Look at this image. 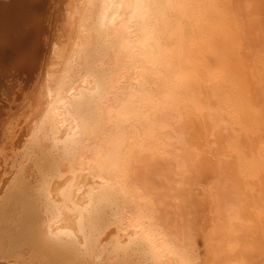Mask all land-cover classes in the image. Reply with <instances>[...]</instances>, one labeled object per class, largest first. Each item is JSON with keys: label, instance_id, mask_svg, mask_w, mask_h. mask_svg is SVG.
<instances>
[{"label": "bare ground", "instance_id": "obj_1", "mask_svg": "<svg viewBox=\"0 0 264 264\" xmlns=\"http://www.w3.org/2000/svg\"><path fill=\"white\" fill-rule=\"evenodd\" d=\"M6 258L264 264V0H0Z\"/></svg>", "mask_w": 264, "mask_h": 264}, {"label": "rangeland", "instance_id": "obj_2", "mask_svg": "<svg viewBox=\"0 0 264 264\" xmlns=\"http://www.w3.org/2000/svg\"><path fill=\"white\" fill-rule=\"evenodd\" d=\"M13 259H14V260H12L11 258H10V259H8V258H6V259H2V260L0 261V263L2 262V264H6V263H8V261H10L9 263L12 262L11 264H17V262H16L17 260H16L15 258H13ZM13 261H14L15 263H14ZM9 263H8V264H9Z\"/></svg>", "mask_w": 264, "mask_h": 264}, {"label": "snow or ice", "instance_id": "obj_3", "mask_svg": "<svg viewBox=\"0 0 264 264\" xmlns=\"http://www.w3.org/2000/svg\"><path fill=\"white\" fill-rule=\"evenodd\" d=\"M21 79H23V78H21ZM25 90H27V85H25Z\"/></svg>", "mask_w": 264, "mask_h": 264}]
</instances>
